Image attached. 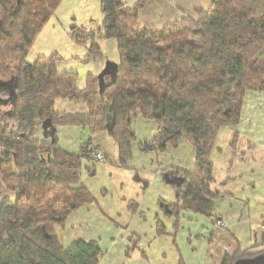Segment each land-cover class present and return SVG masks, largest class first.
<instances>
[{
  "label": "trees",
  "instance_id": "16d2710c",
  "mask_svg": "<svg viewBox=\"0 0 264 264\" xmlns=\"http://www.w3.org/2000/svg\"><path fill=\"white\" fill-rule=\"evenodd\" d=\"M100 1L103 31L73 26L71 36L88 45L87 57L97 61L104 55L96 40H116L118 78L103 92L98 75L78 88V73H60L58 54L28 61L61 0H0V264H99L103 254L96 240H78L66 249L56 231L73 211L95 203L80 172L83 160L101 161L96 154L103 151L91 139L71 152L57 134L53 142L44 137L43 129L38 139L47 118L57 128L109 133L121 168L133 158L138 114L157 124L153 140L139 143L142 151L164 152L190 141L195 170L162 172L183 177L169 185L177 195L171 216L188 209L186 199L189 209L217 221L213 202L222 194L211 188L210 157L219 130L239 123L246 92L264 91V0H211L207 8L193 6L156 25L139 21L140 13L158 12L164 0H139L134 8L123 0ZM58 100L73 109L56 111ZM167 234L159 221L157 235ZM261 253L264 235L261 244L238 248L221 264ZM178 264H185L183 258Z\"/></svg>",
  "mask_w": 264,
  "mask_h": 264
},
{
  "label": "crops",
  "instance_id": "0c3cea01",
  "mask_svg": "<svg viewBox=\"0 0 264 264\" xmlns=\"http://www.w3.org/2000/svg\"><path fill=\"white\" fill-rule=\"evenodd\" d=\"M63 102L66 103V101ZM66 105L68 110H63L71 111L73 109L68 103ZM133 127L137 141L133 144V158L129 162V168L116 169V166L114 167L108 162V158L100 162L104 163V171L114 170L118 175L115 178L114 192L120 191L117 200L118 204H124L123 218L128 219L126 220L127 224L133 223L136 225L134 227H141L143 224L150 223L153 228L154 225L156 227L159 218L164 219V222L167 219L169 224L165 225L171 227L173 220L170 219L169 205L177 202V195L174 189L164 181L162 172L171 167L193 172L196 168L195 149L190 141L183 139L177 148L170 147L164 152L142 151L139 143L153 140L157 124L138 114L134 119ZM225 128H228L226 130L229 132L223 133L220 131L221 129L219 130L213 154L210 157L214 164L215 178L211 188L213 193L222 194L213 202L212 212L219 205L214 216H217V221L221 220L225 224L219 227L217 221H213V225H208L210 219L204 217L203 228L195 225V227L193 226L195 230L198 228L200 231L192 232H196V235H203L201 240H197L198 243L208 242L205 264H221L226 255H231L230 249L234 253L238 248L245 249L255 244H261L264 235V91L246 92L239 123L234 126H225ZM38 132L37 130V135ZM104 134L93 136L89 130L78 126H59L57 131L59 144L65 149L78 152L86 141L93 139L104 152L102 153L109 156V159L110 151L113 152L114 162L117 163V150L112 137L109 133H107L108 135ZM220 139H225L224 145H219ZM234 139H236V147L232 146ZM214 154L217 156L216 161ZM106 161L114 168L105 164ZM124 175L127 177H123ZM92 191L95 194L99 193ZM122 197L124 199H121ZM126 197H129V200H138L139 210L135 207L137 208L135 214L128 210ZM149 197L154 205V210L151 213L148 212L151 209L147 200ZM183 204L188 208L183 210L184 214L192 212L191 217L199 214L195 212L196 208L195 211L189 209L190 202L186 199L183 200ZM95 207L98 206L93 204L73 211L67 219L65 228H57L60 241L66 249L78 240L97 241V238L84 229L90 227V224L96 220ZM110 207L111 204L106 202L103 210L108 213ZM117 215L120 216V212ZM138 233L142 235L140 232ZM120 237L124 240L125 236L121 235ZM157 237L159 236L155 238ZM245 238L251 243L250 245L243 243ZM124 250L125 246L123 245L116 247L114 251L104 252L99 264H177V259L169 261L166 256L154 259L145 251L142 252L139 259L138 255H136L137 259H133L128 257L127 251Z\"/></svg>",
  "mask_w": 264,
  "mask_h": 264
},
{
  "label": "rangeland",
  "instance_id": "374dc122",
  "mask_svg": "<svg viewBox=\"0 0 264 264\" xmlns=\"http://www.w3.org/2000/svg\"><path fill=\"white\" fill-rule=\"evenodd\" d=\"M138 1L139 0H123L124 4L129 8H134ZM210 5L211 0H164L162 4L159 5L158 12L156 10L154 11L149 9L148 12L145 11L140 13L139 21L150 25H156L158 23L166 22V20L170 19L175 14L179 13L181 16L184 14V11L186 12L190 10L193 6L207 8ZM103 21L104 15L102 13L100 0H61V3L57 7L54 15L47 22L46 26L34 42L28 54V61L33 63L38 56L50 57L54 54H58L61 58L56 62L57 70L60 73H78L77 87L83 88L87 83L89 75H98L104 68L108 59L119 62L120 54L116 40L98 38L96 41L101 47L104 57L98 61L95 59H89L87 57L88 45L86 46L85 44L77 43L71 36V29L73 26L84 27L88 30L100 27L102 32ZM63 109L68 110V106L62 100H58L55 110L59 111ZM226 129L228 128L223 127L220 131H223V133L229 132ZM38 130L39 132L37 138L42 140L43 134L41 133V125ZM104 135L108 134L105 132ZM108 137L110 139V136ZM219 141V145H224L226 142L225 139H220ZM110 154L111 160L108 156V162H110L114 167L116 166V169L124 170L114 162L113 152L111 153L110 151ZM214 156L216 161V154H214ZM116 158V161L118 162V154ZM103 164V162L97 161L96 159H85L83 160L80 172L81 183L90 190L96 200L94 204L98 206L94 208L96 220L90 224V227L84 229L88 230L94 238H97L103 253L107 251H114L116 250V247L124 245V251H127V256L132 257L133 259H137L136 255H138L139 259L142 252L145 251L146 254H149L154 259L164 258V256H166L169 261H175L177 259V264L180 257L183 258L185 264H205L208 242L201 241L198 243L197 240H201L203 235H196V232H192L198 230V228L195 230V225H199V228H203L204 219H207V216L199 213L196 216L191 217L192 212H185L184 214L182 211L179 218L170 215V219L173 220V224L171 227L169 225V228L165 225L168 223V220L166 219L164 222V219L159 218L156 223V227L154 225L153 228H151L150 223L143 224L141 227H134L136 225H133V223L129 225L130 223L127 224L126 221L128 219H126V217L123 218V212L125 210L123 207L124 204H118L117 199L120 191L114 192V188L116 187L115 178L118 175L114 170L104 171ZM105 164H107V161ZM135 175L136 173L134 174V179ZM123 177L127 176L124 175ZM92 190L99 193L95 194ZM127 190H129L128 187ZM5 194L8 195L6 192ZM129 197H126V202L128 203L127 208L132 214H135L138 208V200H129ZM121 199L124 198L122 197ZM147 200L151 206V209L148 212L151 213L152 210H154V205L151 197ZM106 202L111 204L110 211H108V213L103 210L106 206ZM218 206L219 205H217V207ZM215 209L213 211V215H215L218 211ZM119 212L121 214L120 216L117 215ZM100 217L101 220L98 222ZM159 221L165 225L168 234L155 238L158 236L156 234L157 224ZM212 223L213 221L210 220L208 225H213ZM57 228L59 229L61 227ZM121 235L125 236V241L120 237ZM243 243L247 245L251 244L246 238ZM66 244V246H68V243ZM229 251L232 255L233 250L230 249Z\"/></svg>",
  "mask_w": 264,
  "mask_h": 264
},
{
  "label": "water",
  "instance_id": "95a60500",
  "mask_svg": "<svg viewBox=\"0 0 264 264\" xmlns=\"http://www.w3.org/2000/svg\"><path fill=\"white\" fill-rule=\"evenodd\" d=\"M118 71H119L118 63L111 60L106 61L104 68L98 74L99 87L102 92L105 90V88L116 83L118 78ZM106 76L111 77V81L108 83H106L105 81ZM42 129H43L44 137L46 138L50 137L52 142L55 141L58 128L53 124L51 118H47L42 122ZM164 179L165 182L169 185L171 184L179 185L183 181V177L173 175L168 172L164 174ZM45 238L50 239L51 236L46 234ZM233 264H264V253L258 254L253 257L240 258L236 260Z\"/></svg>",
  "mask_w": 264,
  "mask_h": 264
},
{
  "label": "built area",
  "instance_id": "2783aa9c",
  "mask_svg": "<svg viewBox=\"0 0 264 264\" xmlns=\"http://www.w3.org/2000/svg\"><path fill=\"white\" fill-rule=\"evenodd\" d=\"M96 156H97V158H98L99 160H101V161L104 160V158H105L104 155H103V153H97ZM224 224H225V223L222 222L221 220H218V221H217V225H218L219 227L224 226ZM263 231H264V228H263Z\"/></svg>",
  "mask_w": 264,
  "mask_h": 264
}]
</instances>
